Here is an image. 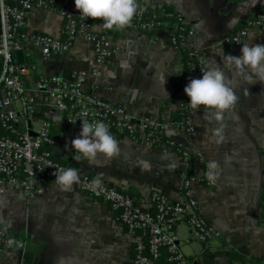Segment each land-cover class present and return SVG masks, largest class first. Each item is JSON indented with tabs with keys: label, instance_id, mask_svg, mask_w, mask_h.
<instances>
[{
	"label": "crops",
	"instance_id": "0c3cea01",
	"mask_svg": "<svg viewBox=\"0 0 264 264\" xmlns=\"http://www.w3.org/2000/svg\"><path fill=\"white\" fill-rule=\"evenodd\" d=\"M136 2L141 4V0ZM147 4L172 6L195 29L189 43L201 55L205 68L213 62L224 67L221 50L239 55L245 43L264 44L262 29L250 30L240 45L226 40L252 13L264 9V0H147ZM62 26L60 15L33 8L25 31L60 36ZM113 44L119 50L118 57L102 65L96 75H91L95 59L90 44L82 38L49 59L30 46L17 57L31 68L25 79L29 89L40 75L70 80L72 74L83 71L87 74L84 87L98 97L115 100L136 114L157 118L172 115L177 106L174 88L178 61L164 30L143 33L118 29ZM224 70L238 99L223 119L210 121L201 106L192 109L195 134L167 130L170 137L204 158V166L192 168L203 179L193 190L199 213L219 234L201 241L183 222L175 225L174 232L182 253L197 264L203 260L211 264H264V216L259 198L264 176V83H249L230 68ZM39 101L31 129L43 119L50 122V133L60 139L51 146L55 159L69 163L79 175L92 173L115 185L146 207L154 185L172 200L181 198L179 185L188 166L179 155L110 132L119 145L118 154L111 158L99 154L95 162L83 157L77 161L71 141L81 126L67 123L47 105V99L39 97ZM221 127L222 139L214 135V129ZM210 161L217 164L211 170L214 187L206 185ZM0 224L25 238V250L34 253L32 264H131L135 234L124 229L109 204L81 192L76 184L65 191L54 179L45 178L39 192L27 197L4 185ZM23 253L9 249L0 256V264H23ZM230 253L244 258H233Z\"/></svg>",
	"mask_w": 264,
	"mask_h": 264
},
{
	"label": "built area",
	"instance_id": "2783aa9c",
	"mask_svg": "<svg viewBox=\"0 0 264 264\" xmlns=\"http://www.w3.org/2000/svg\"><path fill=\"white\" fill-rule=\"evenodd\" d=\"M0 0V201L4 185L19 190L24 197L39 192L45 178L54 179L56 169L71 167L53 157L51 146L59 143V138L50 133V122L43 119L35 130L31 125L37 117L39 97L47 99V105L60 113L67 123L82 127V120L87 122L103 121L111 133L127 135L129 138L145 145L156 146L163 153L174 152L187 164L179 185L181 198L172 200L167 197L160 186L151 187L148 195L150 205L143 206L131 195L115 185L99 180L94 175H79L78 189L94 198H98L118 211L117 217L129 234H135L134 252L131 264H156L166 254L170 264H197L185 256L179 246L174 232L175 225L185 223L190 233L201 241H208L218 236V231L199 213L198 201L194 193V184L203 181L193 171V166H204V158L192 153L167 134L168 129L181 133L195 134L194 113L188 104L189 98L184 88L190 79L201 76L205 69L201 55L190 45L195 36V29L182 23L186 28V38L182 47L188 50V69L180 74L184 63L180 51L174 42L170 27L141 25L135 23L127 29L142 32L143 28L152 32L164 30L177 52V79L174 88L177 106L174 113L181 115L174 120L172 115L154 117L150 114H136L115 100L96 96L84 87L87 74L83 71L72 74L70 80L59 76L40 75L33 88L26 85L30 66L19 61L17 52L27 46L39 50L45 59L62 54L79 38L89 42L94 55L95 66L91 75L110 59L119 55L113 44V38L102 28V20L89 23L74 6V0ZM146 7L158 9L141 0L138 14L145 12ZM33 8H42L61 16L63 29L67 37L40 32L22 31L26 19ZM252 29L264 30V12L255 11L246 20L244 26L226 40L240 45ZM116 31L117 29H110ZM194 62V64L192 63ZM168 136L161 142L159 134ZM62 138V137H61ZM99 181V183H94ZM212 178L206 180L209 187L215 186ZM264 212V199L260 202ZM27 243L24 237H6L0 229V256L9 249L25 251ZM200 264H211L201 261Z\"/></svg>",
	"mask_w": 264,
	"mask_h": 264
},
{
	"label": "clouds",
	"instance_id": "9594fccd",
	"mask_svg": "<svg viewBox=\"0 0 264 264\" xmlns=\"http://www.w3.org/2000/svg\"><path fill=\"white\" fill-rule=\"evenodd\" d=\"M74 6L83 18L102 20L101 27L105 29L125 28L138 12L136 0H74ZM220 55L224 67L213 62L202 69L201 76L190 79L184 88L190 107L198 110L204 106L206 118L217 122L223 119L225 111L232 108L238 99L224 68H230L236 77H242L249 83H264V44L245 43L239 55L225 54L222 50ZM214 135L222 139V127L214 129ZM71 146L74 149L73 158L77 161L83 157L95 162L99 154L111 158L120 151L117 140L103 121L82 120L81 131L71 141ZM216 167L215 161L209 162L210 179L213 176L211 170ZM53 175L55 183L65 191L71 190L80 181L74 167L56 169ZM94 183L98 184L99 181Z\"/></svg>",
	"mask_w": 264,
	"mask_h": 264
},
{
	"label": "trees",
	"instance_id": "16d2710c",
	"mask_svg": "<svg viewBox=\"0 0 264 264\" xmlns=\"http://www.w3.org/2000/svg\"><path fill=\"white\" fill-rule=\"evenodd\" d=\"M11 4H14V0H9ZM58 1L57 0H53L52 4H54V6H57ZM260 11L264 12V9H260ZM97 19H93V18H88V22L92 23L94 21H96ZM182 16L172 7L169 5H162L160 6V8L158 9H153L151 7H146L145 8V12L141 15L138 14L133 18L132 22L127 25L125 28L138 23L141 25H151V26H162V25H167L168 27H170V32L171 34L176 38L174 44L176 46V48L180 51V55H181V60L184 63V66L182 68V70L179 72L180 74H182L183 72H185L189 65L188 62H190L188 60V50L183 49L182 47V43L185 41L186 38V28L184 27V24L182 23ZM65 21V20H64ZM64 21L62 20V22L64 23ZM116 29V28H113ZM25 28L22 29V31H24ZM118 30V29H117ZM116 31L113 30H108L107 33L108 35L110 34L113 37L116 36ZM143 33H151L150 31L146 30V28L142 29ZM67 37V34L65 32V30L63 29L62 26V30H61V35L60 38L62 40H65ZM194 64V62H192ZM0 69H1V62H0ZM176 87V84H175ZM176 89H178V86L176 87ZM181 115L178 113H173L172 114V118L174 120H178L180 119ZM160 140L161 142H163L166 138H168V136L164 135L163 133L159 134ZM59 161V160H58ZM61 162V161H60ZM65 164H68L70 166L69 163L67 162H62ZM90 175H94L92 173H88ZM95 176V175H94ZM97 177V176H95ZM98 178V177H97ZM99 180H102L100 178H98ZM126 193V192H125ZM128 194V193H127ZM130 195V194H129ZM259 198H260V202L261 200L264 199V176H263V184L262 187L259 191ZM116 211V214H118V211ZM260 213L264 216V212L260 209ZM0 229L3 230V232L5 233L6 237H14V238H18L21 235L17 234L16 232H14L12 229H10L9 227H6L4 225L0 224ZM133 252H134V248H133ZM230 256L233 258H238V259H243L244 256L239 254V253H230ZM252 261L258 262L259 259H252ZM156 264H170L167 260H166V254H163L158 261L156 262Z\"/></svg>",
	"mask_w": 264,
	"mask_h": 264
},
{
	"label": "water",
	"instance_id": "95a60500",
	"mask_svg": "<svg viewBox=\"0 0 264 264\" xmlns=\"http://www.w3.org/2000/svg\"><path fill=\"white\" fill-rule=\"evenodd\" d=\"M17 56H21V51L17 52ZM34 253L30 250H25L23 253V264H32Z\"/></svg>",
	"mask_w": 264,
	"mask_h": 264
}]
</instances>
